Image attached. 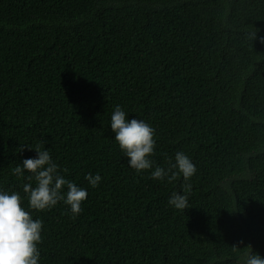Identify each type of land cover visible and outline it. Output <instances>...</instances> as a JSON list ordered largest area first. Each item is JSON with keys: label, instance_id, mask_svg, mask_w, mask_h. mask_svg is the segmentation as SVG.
<instances>
[{"label": "trees", "instance_id": "trees-1", "mask_svg": "<svg viewBox=\"0 0 264 264\" xmlns=\"http://www.w3.org/2000/svg\"><path fill=\"white\" fill-rule=\"evenodd\" d=\"M262 38L264 0H0V190L43 221L39 264L264 256ZM117 106L155 129L153 168L184 152L196 175L130 168L110 127ZM35 150L87 190L75 218L62 201L30 209L35 179L14 169Z\"/></svg>", "mask_w": 264, "mask_h": 264}, {"label": "clouds", "instance_id": "clouds-1", "mask_svg": "<svg viewBox=\"0 0 264 264\" xmlns=\"http://www.w3.org/2000/svg\"><path fill=\"white\" fill-rule=\"evenodd\" d=\"M110 127L119 149L128 158V165L137 174L150 171L153 180L169 183L181 177L188 182L196 175V165L184 152H177L174 161H169L167 167L153 168L151 156L156 147L155 129L143 120L128 119L119 106L111 115ZM35 151L37 157L24 159L22 166L14 169L17 175L23 176L27 171L31 174L29 179H35L34 187L31 183L24 186L30 209L49 210L62 201L75 218L82 211L81 204L87 198V190L66 179L47 150ZM85 179L91 187H96L102 177L88 173ZM190 188L191 185L185 183L181 192H172L168 205L175 210L186 209ZM21 200L16 192L0 190V264H39L38 245L42 240L43 221L33 219L30 212L21 206ZM244 264H264V256L248 253Z\"/></svg>", "mask_w": 264, "mask_h": 264}]
</instances>
